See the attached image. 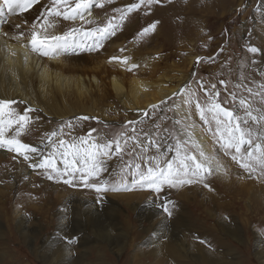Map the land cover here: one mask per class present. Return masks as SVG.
<instances>
[{"label":"rangeland","instance_id":"rangeland-1","mask_svg":"<svg viewBox=\"0 0 264 264\" xmlns=\"http://www.w3.org/2000/svg\"><path fill=\"white\" fill-rule=\"evenodd\" d=\"M136 2L138 0H113L111 4L105 3L103 8L93 6L90 11L97 17V23L104 24L108 17L117 15L113 9H123ZM50 5L51 0H38L28 11L11 17L31 12L36 17L34 22L38 23L43 19L41 13L46 14ZM157 21L152 33L142 38L137 35ZM5 22L6 19L0 17V26ZM81 26L87 29L94 25L65 21L61 17L55 18L53 29L62 34ZM115 42L123 44L110 52V46ZM251 47L257 48V53H251L248 50ZM121 48L126 51L122 53ZM115 55L127 56L139 65L132 73L122 69L125 72L124 87L134 75L152 81L164 76L170 79L169 87L189 85L201 104L208 97L198 82H203L209 91L215 84V91L220 93L219 101L225 108L234 106L230 93L236 94L237 105L242 97L250 100L254 108H264L261 96H252L247 91L251 88L253 92L264 94V87H261L264 85V0H160L131 13L102 49L92 52L77 49L66 53L70 61L83 66L86 75L93 73L86 69L93 65L89 62L91 57L102 60ZM77 57L82 60L74 61ZM197 57L200 63H197ZM114 66L107 65L102 72L94 74H99L96 76L101 80L99 90L104 93V101L99 102L97 111L104 112L106 119L88 116L94 119L77 121L80 115L53 121L35 111L30 113L35 130L21 137L22 142L41 145L46 133L58 130L69 121L76 125V136L95 128L111 138L124 130L122 126L127 121L141 119L144 112H127L113 96L108 82L112 75L121 77L118 67ZM221 80L225 81L226 87L220 84ZM92 95L98 98L99 94L94 92ZM183 100V95H173L157 104L156 112L149 107L144 123L137 124L136 128L138 132L144 129L158 133L154 138L160 143V150L168 151L169 146L174 148L175 140L165 129H177L175 120L187 117L185 123L194 124L198 132L206 136L207 151L211 153L215 149L227 173L208 177L206 183L211 191L195 183L179 189L165 187L159 194L150 190L98 194L91 189L49 181L40 169H31L28 175L18 176L16 159L12 156L0 164V227L3 230L0 264H45L39 253L42 244L53 238L60 225L72 222L86 227L83 235L86 240L94 237L95 232L101 234V241L91 240L94 245L84 249L79 240L70 242L66 250L68 264L77 261L82 264H264V181L241 179L245 175L243 170L213 144L210 134L205 131L209 125L200 119L195 103L186 107ZM16 109L23 112L25 108ZM236 110L238 115H243V110L238 107ZM156 124L161 127L157 129ZM128 135L133 133L128 131ZM127 152H132V156ZM138 152L139 149L129 142L124 153L107 160L108 171L103 173V178L118 181L120 169L128 160H134ZM154 152L155 149H150L149 154ZM4 153L14 155L6 149ZM174 154V151L168 152V157ZM124 194L136 195V198H123ZM98 197L101 203H97ZM165 201L172 202L169 205L171 217L156 206ZM81 202L82 205H93L95 210H77ZM137 206L140 207L135 210ZM140 208L146 213L154 212L153 217L141 215ZM87 215H91L92 221L86 222ZM23 218L25 226L29 227L25 234L22 232L25 226H18ZM157 229V245L148 244L149 234ZM72 230L75 231V227ZM108 238L112 240L107 241Z\"/></svg>","mask_w":264,"mask_h":264},{"label":"snow or ice","instance_id":"snow-or-ice-1","mask_svg":"<svg viewBox=\"0 0 264 264\" xmlns=\"http://www.w3.org/2000/svg\"><path fill=\"white\" fill-rule=\"evenodd\" d=\"M37 2L38 0H0V16L24 13ZM112 2L113 0H95L94 4V0H74V3L72 0H51L46 14L41 13L43 19L39 23L33 22L28 31L21 30L11 34L0 32V36L5 38V47L0 51H6L7 55L12 57L18 55L16 48L8 45V40L16 41L19 47L24 49L25 62L28 53L56 58L77 49L98 51L104 47L107 40L116 35L131 13L139 10L141 6L148 7L159 3L160 0H138L123 9H113L117 15L108 17L104 24L86 19V16L91 15L90 9L93 6L103 8L105 3ZM61 17L65 21L80 20L82 25L94 26L87 29L83 26L71 28L62 34L50 32L49 29L54 27L55 18ZM158 23V21L153 22L141 29L137 35L141 38L149 35ZM21 27L20 24L15 25L16 29ZM248 50L253 54L258 51L255 47ZM120 51L123 53L126 49L121 48ZM108 62H116L130 73L139 67L127 56H112ZM197 63H200L199 57ZM198 83L204 95L208 97L204 104L195 99L196 93L189 85H185L179 93L173 95H183V104L186 107L195 103V110L200 119L209 125L205 131L210 134L213 144L218 146L225 156H230L231 160L243 170L245 175L241 176V179L264 181V108H254L250 100L242 97L238 99L237 105L235 93H230L234 102L233 108H225L219 101L220 93L215 91V84L211 85L212 91H209L203 82ZM220 84L226 87L225 81L221 80ZM247 91L252 96L260 95L261 103H264V94L253 92L251 88ZM17 103L14 99L0 98V149L15 153L14 159L22 157L33 170H43L42 174L49 181L63 183L73 188L91 189L98 194L137 190H150L159 194L165 187L179 189L195 183H200L211 191L209 184L206 183L208 177L217 173L227 174L215 149L209 153L203 143L194 138L195 125L185 123L187 117L175 120L177 129H165L175 140L174 148L169 146L168 151L160 150L161 145L154 138L158 133L144 129L137 131L136 125L144 123V117L148 116L147 111L143 113L141 119L127 121L122 126L124 130L111 138L95 128L90 129L85 135L76 136L74 134L76 125L69 121L61 125L58 130L46 133L41 140V146H34L22 142L21 137L35 130L32 127L34 121L30 113L37 109L26 107L20 112L14 107ZM237 107L243 110V115L237 114ZM158 108L159 105L151 106L153 112ZM90 119L94 118L77 117V121ZM155 127L159 129L161 126L156 124ZM65 129H68L67 133ZM128 131L133 135H128ZM8 133L12 134L8 135ZM66 136L71 139H66ZM129 142L134 148L139 149L134 160H128L120 169L118 181L113 182L111 178L104 179L103 173L108 171L107 160L114 155L124 153ZM45 149L48 151L45 152ZM150 149H155V152L149 154ZM171 151L175 154L169 158L168 152ZM126 154L132 156V152ZM101 202L98 197L97 203ZM171 204V201H165L156 206L171 217L172 210L169 207Z\"/></svg>","mask_w":264,"mask_h":264},{"label":"bare ground","instance_id":"bare-ground-1","mask_svg":"<svg viewBox=\"0 0 264 264\" xmlns=\"http://www.w3.org/2000/svg\"><path fill=\"white\" fill-rule=\"evenodd\" d=\"M11 16L12 15L7 14L4 16H0L1 18L6 19L5 24L0 26V32H8L11 34L21 30L28 31L30 25L36 19V17L33 16L31 12L28 14H23L21 16ZM96 18L97 17L93 13H91L90 16H86V19L96 20ZM25 21L27 23H25ZM75 22L82 23L80 20H76ZM16 24H20L22 26L21 29H16ZM49 31L55 34L58 33L53 28L49 29ZM4 40L5 38L0 36V49L5 47ZM121 44L123 43H112L110 46V52L116 51V48L119 47ZM8 45L14 46L18 52V55L16 57H12L8 56L6 51H0V98L14 99L18 102L16 105H14L15 108L32 107L34 109H37V112H39L42 117L51 119L53 121H59L69 117L80 115L95 116L103 119L107 118L104 112L97 111L99 102L101 103L102 101H104V98H102L104 93L101 94V91L99 90L101 80L99 81V79L96 77L99 74L94 75L95 73L102 72L105 66L107 65H111L112 67L114 65L117 66L121 73V77H119L118 75H112L108 84L113 93V96L117 99V101H120L119 104H121L122 108L127 112H145L152 105H157L160 102L169 99L173 96L174 93H177L179 91V88H181L180 86L169 87L168 83H170V79L168 80L164 76H158V78L152 81L147 78H140L137 75H134L129 79V82H127L128 88L126 86L124 87L123 85L125 80L123 77L125 75V72L122 70L124 68L122 67V65L116 64L115 62L109 63V58L112 56H106L107 58H104L102 60L98 57H91L89 59V62L93 65L92 67L89 66L86 69L93 73L92 75H86L84 74L83 66L73 63L72 60L70 61V57H66V53L56 58L43 57L36 54L28 53V59L25 62L24 49L20 48L16 41L13 40H8ZM79 60H82V57L74 58V61ZM94 92H98V98L93 97L92 94ZM11 134L12 133H8V135ZM194 138L202 142L205 147V150H208V147L206 146V136L199 133L196 128ZM36 146L41 145L36 144ZM12 156L14 157L15 153L14 155H10L8 153H4V149H0V164H4ZM15 159L16 160L14 163L15 166L17 165L16 168L18 169L17 175H28L30 173L29 171H31V168L28 167L27 163L23 161L22 157H16ZM125 196L128 197V199H131L136 195L124 194L123 198ZM139 196L141 197L142 195ZM80 205L81 207L77 208V210H83L84 212L88 211V208L95 210L93 205H90L89 203L82 205L81 202ZM139 207L140 206H137V208L135 207V210H138ZM139 212L141 213V215H149L151 217H153L154 214V212L146 213L145 210L143 211V209L141 208L139 209ZM90 217L91 215L89 217L88 215L86 216V222L92 221L91 219H89ZM108 222L110 221L108 220ZM94 223L96 222L93 221V224ZM79 224L80 223L76 224L75 222H72V224L70 223L60 225V228L56 230V233L53 235V238L42 244V248H40L39 253H41L40 257L42 258V261L45 264H68L69 260L66 254V250L71 244L70 242L74 240H79L81 244L80 247L84 249L89 245H94L91 240L95 242L101 238V234H95L94 232V237H91L89 238V240H86L83 235L85 233V230L87 229L85 226L82 228ZM22 225H26L24 218L18 222L19 227H22ZM92 226L96 227L95 225ZM73 227H75V231L72 230ZM27 228L29 227L25 226L22 229L23 234L28 232L26 230ZM158 232L159 230L157 229L153 230L152 233L149 234L148 244H154V246L157 245L156 242L158 240H156L155 237L158 236ZM2 234L3 230L2 227H0V238H2ZM76 237L78 239H75ZM69 239L70 241H67ZM111 240V238H108L107 241ZM1 256H3L2 251H0V257ZM80 258L82 257L79 256V259ZM76 264H82V262L77 261Z\"/></svg>","mask_w":264,"mask_h":264}]
</instances>
